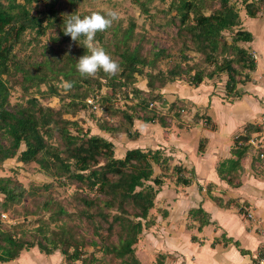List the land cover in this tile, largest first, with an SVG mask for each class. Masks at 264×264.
Masks as SVG:
<instances>
[{"label":"trees","instance_id":"trees-1","mask_svg":"<svg viewBox=\"0 0 264 264\" xmlns=\"http://www.w3.org/2000/svg\"><path fill=\"white\" fill-rule=\"evenodd\" d=\"M39 1L41 0H0V170L7 159L17 157L18 161L26 164L37 162L51 176L64 177L65 181L75 183L79 188H88L93 195H79L78 202L83 206L79 208L78 215L92 223L95 234L101 235L100 229L105 228L107 236L102 235L103 241H88L84 236H69L65 224L60 225L58 231L49 228V223L40 224L36 230L38 233L31 232L30 237H25V233L18 235L5 228L1 219L2 211H7L13 203H20L24 197L28 198L32 191L15 177L0 175V261L14 260L24 249L38 246L47 255L60 250L66 263L82 260L83 264H87L88 260L83 257L84 247L100 243L102 250L120 258L123 264H140L133 246L138 242L144 227L154 222L148 218L149 212L162 190L171 157L165 155L162 149L142 147L129 148L124 156H115L114 143L111 140L99 134H91L89 128L83 130L78 121L64 116L66 113H75L96 105L95 94L80 90L85 83L92 84L95 80L99 87L106 85L115 88L132 83L137 74L145 76L148 94L151 95L150 99L141 97L136 104L138 108L134 107L135 111H144L137 113V118L145 123L159 122L163 127L168 126L166 117L160 115L151 104L162 98L159 90L167 83L182 79L186 74L189 85L198 87L206 77L213 78L225 73L226 95L236 100L242 96L238 85L249 82L252 71L257 66L253 53L240 43L252 41L254 35L242 27L240 8L232 0H214L218 6L212 8L209 14L203 11V8L209 7V0H171L169 9L176 10L171 21L177 24L176 40L180 39L182 45L178 47L182 59L169 62L172 65L166 70H156L159 59L171 57V47L153 45L149 54H144L142 37H137L135 24L132 22L123 30L122 38L110 39L114 47V59L119 62L121 70L115 76L98 72V78L107 80L103 84L98 78L82 77L75 68L76 60L87 50L75 56L68 54L64 59L26 62L29 67L16 58L14 48L30 29H35L41 35L58 22V36L71 41L70 36L64 35V20L59 19L53 5L44 16L32 13L33 3ZM149 1L151 0H147ZM241 1L246 15L251 18L258 17L259 12L264 10V0ZM138 2L147 11L146 1ZM113 29L114 33L117 32V26ZM226 31L231 34V41L227 40ZM102 37L99 34V38ZM186 49L200 53L202 61L213 68L208 70L200 63L184 66L183 61L190 59L184 53ZM146 67L150 69L147 71ZM21 71V85L26 93L35 87V92L42 96H58L64 100V108L42 104L34 92L25 104L13 105L10 100V81ZM55 79L59 82H71L72 89L65 94L61 93L59 85L53 81ZM42 84H46L47 89L42 90ZM135 90L137 96L142 93L141 89ZM157 90L159 92L155 93ZM151 98L154 100L151 101ZM172 104L177 105L176 102ZM123 113L133 124L134 115L128 110ZM206 116L207 121H213L208 113ZM100 128L105 132L115 129L103 124ZM206 128L214 130L215 125ZM259 128L248 124L246 131L234 139L232 153L235 157L225 160L218 168L220 175L231 185L241 184V160L252 148L249 139ZM205 140L207 139L199 142L201 152L206 147ZM22 145L25 146L24 149L21 148ZM154 164L162 169L161 174L154 176ZM174 169L178 173L177 183L190 185L195 180L194 170L192 176H188L184 173V167L176 165ZM50 201L36 207L39 202L34 199L36 206L30 213L37 214L40 208H48L51 211L48 217L50 221L61 220V214L66 212L65 208L60 206L55 211L49 207ZM191 213L201 216V226L209 223L203 209L192 210ZM113 235L116 236L115 241L110 239Z\"/></svg>","mask_w":264,"mask_h":264},{"label":"rangeland","instance_id":"rangeland-1","mask_svg":"<svg viewBox=\"0 0 264 264\" xmlns=\"http://www.w3.org/2000/svg\"><path fill=\"white\" fill-rule=\"evenodd\" d=\"M146 1L147 11L143 10V6L138 2V0H41L39 2L33 3L32 13L44 16L49 13V8L53 5L57 10L59 19L66 20L67 17H63L62 14H79L81 17L83 15L89 14L92 11H106V10H115L119 15V20L114 21L112 26L104 32H99L96 34L95 41L97 46L103 47L114 59L113 44L110 42V39H119L123 36V30L133 22L135 24L134 31L137 37H142L141 42L144 45V54H149V49L153 45L161 47H171L170 51L172 53L170 58H161L158 61L157 69L166 70L168 66L172 65L171 62H176L182 59L181 53H179L178 47L182 46L180 44V39L176 40V31L177 24L171 21V16L176 14V10H170L169 5L171 0H151ZM209 7L203 8V11L209 14L212 11V8L218 6V3L214 0H209ZM237 6L242 9L241 0H232ZM46 24V21L44 22ZM58 22L54 25L47 28L45 33L38 35L35 29L27 30L22 36L21 40L16 44L14 48V54L16 58L21 62H25L26 66L30 65L26 62L40 61L42 59H64L68 54L72 56L83 53L86 49L83 47V38L81 37L76 42L63 40L59 35V28L57 26ZM117 26V29L114 33L113 27ZM99 34L103 37L99 38ZM225 36L228 41H231V34L225 32ZM58 37V39H57ZM71 44V51H68V45ZM242 45V44H241ZM189 56V60L183 61V65H189L193 63H200L203 67L210 70L213 66L209 65L204 60L202 61V55L191 49H186L184 51ZM86 54V52L84 53ZM170 62V63H169ZM149 67H146L145 70H149ZM194 71V70H193ZM23 72H18L10 81L12 85L11 88V103L25 104L27 98L34 94L39 98L42 104L50 105L55 108H64V100H61L58 96H42L41 93L35 92V87L30 88V92L26 93L21 85ZM99 74L95 77H89L90 79L98 78ZM62 79V77H61ZM101 83H106L105 79L99 77ZM188 75L186 74L184 78L177 79L174 82H169L163 87L160 93L162 95L161 99H156L155 103L151 104V107L157 108V111L160 115L165 116L167 119L168 126L163 127V130H159L160 135H167V132H172L174 130L183 129L187 130L191 127L204 126L212 127L214 122L206 120L207 109L195 107L191 103L182 100L176 95L180 91L181 84L189 85ZM227 75L225 73L217 75L213 78H205L206 81L211 82L215 85L218 91H222L224 98H228L229 101L232 100L231 97L226 95L225 90V81ZM55 84L59 85L61 93L65 92L60 87L61 82L58 79L53 80ZM147 80L144 75H136V79L132 83H127L125 85L116 86L111 88L106 85L102 87L98 86V83L92 81V84H84L80 90L87 91L89 94H95L97 97L96 105L92 108H86L83 110H78L75 113H66L64 117L71 120L78 121L83 130L89 128L91 134H99L107 139L111 140L114 143L115 156L119 155V149L126 146L127 144H136L141 143L145 146L142 148H149L146 145H151L150 141L157 140L156 128L155 125L162 126L159 122L157 123H145L143 120L137 118V113H144L141 109L135 111L134 107H137L141 97H146L150 99L148 94V87L146 86ZM181 83V84H180ZM171 84H174L171 88ZM202 84V83H201ZM192 87V86H190ZM41 89H47L46 84L41 85ZM135 89H141L142 93L136 94ZM158 90L155 93L159 92ZM92 99H90L91 101ZM154 100L151 98V101ZM68 101V100H67ZM233 101V100H232ZM93 102V100H92ZM91 102V103H92ZM173 102H176L177 105L173 106ZM128 110L129 113L134 115L133 124L126 118L123 111ZM177 112L179 114L177 115ZM112 126L115 129L105 132L102 131L100 125ZM74 131L75 129L72 128ZM164 131V132H163ZM166 133V135H165ZM186 139H191L190 134H187V131L183 132ZM168 136V135H167ZM162 137V136H160ZM206 138L201 137L200 140ZM56 141V140H55ZM163 141V139H162ZM200 142V141H199ZM157 143L162 146L161 141L157 140ZM205 143L206 140H205ZM139 145V144H138ZM160 146V148H161ZM164 147V145H163ZM25 148L24 145L21 147ZM162 148L165 155L170 156L169 160V172L166 174L164 186L166 187L169 184V181H173L175 185H181L176 182L177 172L174 169L176 164L177 156L171 154L175 153L172 147ZM122 150V149H121ZM178 163V162H177ZM179 165V164H176ZM157 164H154V176L161 174L162 169L157 167ZM186 174V173H185ZM0 175H10L18 179L24 187L32 191V195L24 197L21 202L13 203L7 211H2L1 219L3 221V226L7 229H10L18 235H23L25 237H30L31 232L38 233L36 230L40 224L49 223V228L54 231H58L60 225L65 224L67 229V235L79 237H86L89 241L90 239H95L97 241L102 240L103 236H107V230L101 228V235L94 233V226L92 223L87 220V218L81 219L78 215L79 208L83 205L79 203V195L86 193L93 195V192L86 187L79 188L75 183H69L66 178H57L49 175L45 170L41 169L37 162L23 163L17 160V157L7 159L2 169L0 170ZM190 175V174H189ZM170 185V184H169ZM36 199L39 203L38 206L34 204L33 200ZM51 200L50 208L55 211L64 207L66 212L61 214V220L50 221L49 215L51 211L43 208L39 209L37 214H31L30 211L36 207H41L45 201ZM63 238V237H61ZM111 240L115 241L116 236L113 235ZM101 244L97 245H87L84 247V256L88 262L87 264H123L120 258L115 257L113 254L107 253L100 248ZM60 252V250H59ZM61 253V252H60ZM62 257L63 254H61ZM61 264L66 263L65 258ZM71 264H83L82 260H77Z\"/></svg>","mask_w":264,"mask_h":264},{"label":"crops","instance_id":"crops-1","mask_svg":"<svg viewBox=\"0 0 264 264\" xmlns=\"http://www.w3.org/2000/svg\"><path fill=\"white\" fill-rule=\"evenodd\" d=\"M241 5L242 27L251 31L254 38L240 44L253 53L257 63L251 80L238 85L242 96L229 101L213 81H205L198 87L180 83L176 96L195 107L206 108L215 129L198 125L163 136L159 131L163 126L154 124L157 132L154 136L162 146L152 140L146 147L166 150L172 147L175 153L171 154L177 156L176 164L184 167L188 176H192L194 170L195 180L190 185L179 186L169 181L170 185L158 193L148 216L154 222L144 227L133 246L140 264H261L264 165L258 157L259 150L252 145L242 158L239 186L231 185L218 170L225 160L235 157L232 153L234 139L246 131L248 124L260 127L252 136L264 149V10L258 17L251 18ZM172 86L174 84L169 87ZM184 131L192 138L186 139ZM203 136L207 143L201 152L199 141ZM143 146L142 142L124 145L118 156H124L129 148ZM199 208L209 219V223L202 226L201 216L191 213ZM61 254L56 250L47 255L35 246L24 249L18 258L0 261V264H61L64 259Z\"/></svg>","mask_w":264,"mask_h":264},{"label":"clouds","instance_id":"clouds-1","mask_svg":"<svg viewBox=\"0 0 264 264\" xmlns=\"http://www.w3.org/2000/svg\"><path fill=\"white\" fill-rule=\"evenodd\" d=\"M67 17L63 21V33L70 36L73 42L81 37L83 38V47L87 50L86 54L76 60L75 68L82 77H95L102 71L108 76H115L119 73L120 64L117 60L103 48L97 46L95 37L98 32H104L109 29L114 21L119 20V15L115 10L92 11L81 17L79 14H62ZM72 45H68V51H71ZM65 55H68L66 53ZM62 90L67 93L73 87L69 81H63L60 84Z\"/></svg>","mask_w":264,"mask_h":264},{"label":"built area","instance_id":"built-area-1","mask_svg":"<svg viewBox=\"0 0 264 264\" xmlns=\"http://www.w3.org/2000/svg\"><path fill=\"white\" fill-rule=\"evenodd\" d=\"M249 143L253 146H255L259 151H258V157L261 160L262 164L264 165V149H261L260 146V141L258 139H256V137L251 136V138L249 139ZM4 215V214H3ZM252 214L249 213V216H251ZM263 237H264V232L262 233ZM260 263L264 264V242L261 245V253H260Z\"/></svg>","mask_w":264,"mask_h":264}]
</instances>
